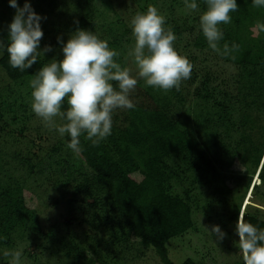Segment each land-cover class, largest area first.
I'll return each instance as SVG.
<instances>
[{"label": "trees", "instance_id": "obj_1", "mask_svg": "<svg viewBox=\"0 0 264 264\" xmlns=\"http://www.w3.org/2000/svg\"><path fill=\"white\" fill-rule=\"evenodd\" d=\"M176 1L168 4V11L175 12ZM150 2L145 0L146 4ZM198 4L204 11L203 0H198ZM146 7L144 5L143 9ZM165 21V26L175 34L174 47L179 53L181 47L186 51L192 47L210 49L202 32L194 37L196 31L189 26L190 18L178 12L166 16ZM233 21L239 23L241 20ZM89 25L85 18L76 23L77 27ZM120 26L119 22L118 26L115 23L110 26V34ZM220 27L224 37L218 42L220 51H215L216 57L242 71L234 82L222 81L213 90L203 88L205 91L202 92V88H193L198 72L191 70L192 79L187 86L183 87L181 82L179 91L164 92L143 86L139 80L130 94L135 106L114 112L112 134L96 146L82 135L81 151L73 165L67 164V168L50 173L49 185L60 189L73 187L70 213L81 212L82 221L95 231V234L86 233L83 240L60 237L59 244L66 249L67 257L86 259V252L91 251L96 260L88 261L94 264H126L129 251L136 250L141 258L146 251L153 250L161 264H175L170 259V243L193 232L196 224L191 204L193 188L187 189L184 196L173 192L174 185L185 182L187 179L183 175L190 171L194 173L189 179L192 187L207 186L212 188L213 195L227 201L238 186L245 188L247 194L254 173L261 169V183L252 188L251 194L264 198V31L258 26L255 35L250 33L249 38H243L230 25ZM0 42L5 48L9 43L1 28ZM225 43L229 48L227 54H224ZM118 44L116 38L109 41V47L117 52ZM254 49L259 53L254 55ZM187 58L193 65V56ZM115 59L135 72L131 62L124 63L120 55ZM43 65L45 62L38 57L29 69L21 72L10 67L6 52L0 58V67L13 83L33 78ZM215 75L206 70L205 83L211 84ZM112 83L115 87L116 82ZM225 90H233L235 94L229 95ZM214 93L222 95L220 101ZM210 99L214 101L212 106H209ZM198 100L205 106L202 111L196 110L192 130L189 117L186 126L180 118L188 116L187 104L190 106ZM12 107L13 104L4 113L0 104V246H9L15 239L28 240L32 236L35 240L52 234L49 231L44 235L38 216L40 212L30 207L27 182L20 174L23 172L24 177H32L43 173L41 161L34 163L38 157L35 149L40 150L43 138L27 141L25 152L19 136L27 132L26 125L22 121L19 129L12 128V124L21 123L17 113L9 120L5 117ZM67 108L65 99L62 110ZM253 108H256L255 112ZM203 112H207V116ZM234 132H238L240 138L230 143ZM69 139L64 137L65 145ZM59 148L54 147L53 151L57 152ZM173 159L182 163L178 168L183 174L169 167L168 163ZM248 168L253 169L252 174ZM61 176H64L63 180ZM79 197L84 201L80 202ZM241 204L226 214L228 220H222V226L227 228L229 223L235 228L242 213L247 221L264 228V220L259 214L247 211L245 206L241 210ZM194 206L198 207L197 203ZM182 264L196 262L187 259ZM233 264H243L241 254L240 260Z\"/></svg>", "mask_w": 264, "mask_h": 264}, {"label": "rangeland", "instance_id": "obj_2", "mask_svg": "<svg viewBox=\"0 0 264 264\" xmlns=\"http://www.w3.org/2000/svg\"><path fill=\"white\" fill-rule=\"evenodd\" d=\"M171 1L151 0L150 3L146 4L145 0H30L34 11L42 17H46V19L41 21L44 35L41 39L40 49L42 50L45 45L52 46L51 52L45 53L39 56V58L45 64L53 58L62 59V46L57 43V37H61L63 42L66 43L70 35L77 28H81L95 31L101 38H106L108 41H113L116 38L119 42L118 52L124 63L127 61L132 63L131 58L127 55L135 43L130 27V20L135 14L146 12L149 5L155 6L164 17L177 15L180 12L184 17L190 18L189 26L194 27L196 31L194 37L200 35L201 31L198 19L200 13L203 12L200 6L196 12L185 14L184 2L183 0H178L175 3V12L172 13L168 11V4ZM24 2L25 0H18L20 6H23ZM237 4L238 11L230 13L232 21L227 25H230L233 31L240 32V36L243 38H249L250 33L251 35H255V30L259 24H264V8L252 6L251 0H237ZM144 5H147L145 9H143ZM14 12L15 10L9 7L8 0H0V28L6 34L7 25L11 22ZM80 18H85L91 25L77 27L76 23ZM236 19H240L241 21L235 23L233 20ZM118 22L122 26L110 34L109 27L113 26L114 23L118 26ZM180 53H185L186 56H190L191 58L193 56L194 64L191 70L198 72V74L197 79L192 85L193 88H202V92L205 89L209 91L213 90L222 81L232 83L238 74H243L242 71H238L237 67L231 66L222 59L217 58L215 51L212 49L200 50L192 47V49L186 51L181 47ZM257 53L259 52L254 49V55ZM206 70L213 75L216 74L214 78L212 77V83L209 85L205 83ZM191 77L190 75L189 79L181 81L183 87L187 86V83L192 79ZM31 79L13 83L6 78L4 71L0 67V104H2L1 110L4 113L13 104L12 110H8L5 117L9 120L17 113L16 116L20 119L21 123L12 124V128L19 129L22 121L26 125L27 132L23 133L21 137L19 136L21 147L25 152L28 146L26 145L27 141L36 140L41 136L43 138V141L40 142V150L35 149L38 157L36 160L34 159V163L41 161L42 167H44L43 173L35 174L32 177H24L23 172L20 174L27 182V196L30 207L40 212L38 216L40 217V224L44 235L48 234L49 231H52V234L48 237L35 240L32 236L28 240L15 239L9 246H0V264H8L10 257L3 256V252L13 249H20L22 251L21 264H94L90 261L96 260V256L91 251L86 252V259L73 260L74 256L67 257L66 249H63L59 244L60 237L65 236L67 240H70L72 236L77 238V240H83L86 233L95 234V231L82 221L83 216L81 212L70 213L69 203L73 199V187L60 189L49 185L50 173L58 169L67 168L68 165H73L78 158L77 155L66 148L63 142L64 138L59 137L53 129L46 127L32 112V90L29 87ZM142 84L145 86L144 82ZM225 93L229 95L235 94L233 90H225ZM217 96L218 94L214 93V97L217 100L222 98V95H219L218 98ZM2 101H5V103L3 102V104ZM209 101V106H212L214 104L213 99ZM203 105L201 100L195 103L192 102L190 106L187 104L188 116L183 115L180 118L183 126H186V120L189 117L188 119L192 122L190 128L194 130L193 117L196 115V110L202 111ZM22 106H25V109H21ZM255 109L253 108L252 111L255 112ZM203 113L207 116V112ZM262 117L264 119V113H262ZM57 122L59 123V120ZM239 138L240 134L234 132L230 136L229 142L234 143ZM54 147L60 148L57 152H54ZM66 159L67 161H65ZM168 165L178 173L183 174L181 169L178 168V165H182L179 160H170ZM247 167H250L249 163H247ZM249 170L252 174L253 169L250 168ZM260 172L261 169H258L254 173L255 175L252 177L251 186L247 194L245 188L238 186L234 195L227 201L220 196L213 195L211 193L212 188L203 185L192 187V181H189L194 175L192 171L183 175L187 180L174 185L173 192L184 196L187 189L193 188L191 204L196 224L193 232L170 243V259L175 264H182L187 259H193L196 264H233L240 260V252L238 247H236L239 237L235 234L232 224L228 223L227 228H224L221 222L222 220L226 222L228 220V218H225L226 214L230 213L231 210L234 211L240 203H242L241 210L245 206L247 211L253 214L258 213L260 218L264 220V198L252 195V188L259 186L261 183ZM63 177L61 176L62 180ZM245 195L247 196L244 197ZM242 199L244 200L242 201ZM78 200L83 202L84 198L79 197ZM196 203L198 207L194 206ZM75 218H78V220ZM212 225H219L226 233L224 240L217 241L215 238L214 240L212 239L211 234L207 230V228L211 229ZM229 233H231L230 236H228ZM99 236H103L102 232L99 233ZM138 256L139 254L136 250L129 251L127 253L126 264H161L160 259L153 250L146 251L141 258H138Z\"/></svg>", "mask_w": 264, "mask_h": 264}, {"label": "clouds", "instance_id": "obj_3", "mask_svg": "<svg viewBox=\"0 0 264 264\" xmlns=\"http://www.w3.org/2000/svg\"><path fill=\"white\" fill-rule=\"evenodd\" d=\"M183 2L185 14L199 8L198 0ZM203 3L206 8L199 15V29L208 47L219 52L218 42L224 37L220 25L231 23L230 13L238 11L237 0H203ZM8 4L15 12L7 25L9 43L5 48L0 42V54L6 52L10 67L24 72L39 56L52 51L51 45L40 49L44 35L41 21L46 17L34 11L30 0H25L23 6L18 0H8ZM251 5L264 8V0H251ZM165 25L164 15L153 5L131 18L135 43L127 55L135 66L134 73L117 62L119 52L95 31L77 28L66 43L58 36L63 58L48 61L29 81L32 112L59 137L70 138L66 148L73 154L81 151L82 135L93 146L98 145L112 134L114 112L134 108L130 94L139 80L147 87L167 92L179 91L181 81L190 78L192 65L174 47L175 34ZM259 27L264 31V24ZM228 51L225 43L224 54ZM65 99L68 108L62 110ZM207 230L213 240L222 241L226 235L219 225ZM234 231L239 237L236 247L243 264H264V228L253 225L240 213ZM3 256L10 257L8 264H21L20 249L4 251Z\"/></svg>", "mask_w": 264, "mask_h": 264}]
</instances>
